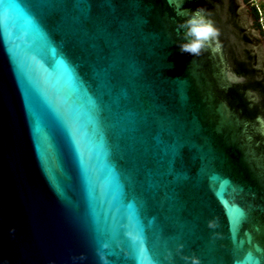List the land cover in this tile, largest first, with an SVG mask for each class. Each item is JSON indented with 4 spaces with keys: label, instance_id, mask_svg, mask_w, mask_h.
Masks as SVG:
<instances>
[{
    "label": "water",
    "instance_id": "95a60500",
    "mask_svg": "<svg viewBox=\"0 0 264 264\" xmlns=\"http://www.w3.org/2000/svg\"><path fill=\"white\" fill-rule=\"evenodd\" d=\"M258 116L253 0H0V264H264Z\"/></svg>",
    "mask_w": 264,
    "mask_h": 264
},
{
    "label": "clouds",
    "instance_id": "9594fccd",
    "mask_svg": "<svg viewBox=\"0 0 264 264\" xmlns=\"http://www.w3.org/2000/svg\"><path fill=\"white\" fill-rule=\"evenodd\" d=\"M203 13V7H199L194 11H190L188 17L179 23L178 28L184 29L183 42L178 44L181 53H188L194 57L200 56L209 43L217 37V29ZM257 121L264 126V117L258 116ZM215 226L214 221H209L210 228ZM135 238L134 236L133 239ZM101 258L103 259V257ZM184 259L186 261L190 260L191 264H199V259L195 256H185Z\"/></svg>",
    "mask_w": 264,
    "mask_h": 264
},
{
    "label": "trees",
    "instance_id": "16d2710c",
    "mask_svg": "<svg viewBox=\"0 0 264 264\" xmlns=\"http://www.w3.org/2000/svg\"><path fill=\"white\" fill-rule=\"evenodd\" d=\"M254 5L259 15V25L262 30L264 29V3H258L257 5L254 3ZM262 33H263V30H262Z\"/></svg>",
    "mask_w": 264,
    "mask_h": 264
},
{
    "label": "rangeland",
    "instance_id": "374dc122",
    "mask_svg": "<svg viewBox=\"0 0 264 264\" xmlns=\"http://www.w3.org/2000/svg\"><path fill=\"white\" fill-rule=\"evenodd\" d=\"M254 3L257 5L258 3H264V0H253Z\"/></svg>",
    "mask_w": 264,
    "mask_h": 264
},
{
    "label": "built area",
    "instance_id": "2783aa9c",
    "mask_svg": "<svg viewBox=\"0 0 264 264\" xmlns=\"http://www.w3.org/2000/svg\"><path fill=\"white\" fill-rule=\"evenodd\" d=\"M263 30V36H264V29H262Z\"/></svg>",
    "mask_w": 264,
    "mask_h": 264
}]
</instances>
